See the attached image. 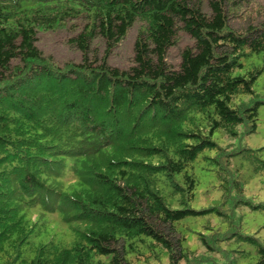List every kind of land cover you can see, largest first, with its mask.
<instances>
[{
  "label": "trees",
  "instance_id": "16d2710c",
  "mask_svg": "<svg viewBox=\"0 0 264 264\" xmlns=\"http://www.w3.org/2000/svg\"><path fill=\"white\" fill-rule=\"evenodd\" d=\"M247 1L0 0V264H202L212 258L184 249L179 220L264 207L239 200L240 182L222 205L197 210L187 172L206 149H217L211 162L231 155L216 130L256 129L261 101L248 98L263 67L242 72V59L264 52V24L229 23ZM135 25L132 62L112 65ZM60 27L78 61L56 63L36 45L38 32ZM182 34L190 43L173 65ZM43 213L60 214L73 242L40 243L25 259ZM204 236L206 251L222 250L221 237ZM246 238L264 264V245Z\"/></svg>",
  "mask_w": 264,
  "mask_h": 264
},
{
  "label": "rangeland",
  "instance_id": "374dc122",
  "mask_svg": "<svg viewBox=\"0 0 264 264\" xmlns=\"http://www.w3.org/2000/svg\"><path fill=\"white\" fill-rule=\"evenodd\" d=\"M229 23L232 28L239 31H244L249 25L254 27L263 25L264 0L247 1L240 6L237 16L231 17ZM136 27L135 25L128 31L125 38L110 54L109 62L112 65L122 67L132 62ZM69 37L70 33L63 27L40 31L37 34L36 45L43 53L51 55L56 63L62 64L69 60L78 61L80 54L68 44ZM189 43V37L182 34L179 43L168 50L167 60L173 65H177L180 59V51L184 45ZM242 63L244 65L242 72L255 67H263L262 73L254 83V91L257 95L252 99L248 98L250 102L256 99L261 101L257 109L256 129L249 134H245L242 129L234 137L226 136L221 130H216L212 136L213 140L224 148V152L231 155L222 154L217 156V162H211L205 157H214L217 154V149H206L199 154L192 165L187 167V172L191 173L196 181L194 197L190 204L197 210L208 209L207 206L212 204L222 205V201H224L222 195L223 197L228 196L233 184L240 182H244V192H242L244 197L239 200L243 201L244 198L251 203H261V206L264 204V52L246 56L242 59ZM244 148L253 149L252 156L242 150ZM227 159H229V164H226ZM220 169L222 174H220ZM227 169L228 174L231 172L230 176L223 175L226 174ZM174 179L176 182H182L179 176ZM226 211L230 215L223 212L221 217L226 216L229 219L228 222H223L221 217L213 212H204L179 220L177 231L185 236L184 249H189L193 254H201V258L204 259L212 258L200 260L202 264L210 261H214L212 264H225L227 261H231V264H254L257 260V247L247 238L246 240L244 238L250 235L264 245V207L251 208L242 203L234 209L233 213L228 208ZM59 215L58 213H43L40 216L38 228H35V232L22 249L25 259H29L34 254L37 245L40 243H47L52 240L63 246L72 244L74 237L73 232H71L72 229L69 224L61 221ZM240 215L242 217L238 220ZM34 216L33 213L31 217ZM238 224L240 225L239 228L237 227ZM218 231L222 232V235ZM228 232L235 235L230 238L225 237ZM201 234L206 235L204 236L206 241L221 237V246L217 245V248L222 250L206 251L197 240ZM98 259H102L103 264L108 262V258L104 256L95 258V260Z\"/></svg>",
  "mask_w": 264,
  "mask_h": 264
}]
</instances>
